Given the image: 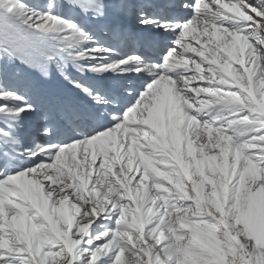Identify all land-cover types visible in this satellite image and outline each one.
<instances>
[{
    "label": "snow or ice",
    "instance_id": "6c2138e0",
    "mask_svg": "<svg viewBox=\"0 0 264 264\" xmlns=\"http://www.w3.org/2000/svg\"><path fill=\"white\" fill-rule=\"evenodd\" d=\"M0 264H264V0H0Z\"/></svg>",
    "mask_w": 264,
    "mask_h": 264
},
{
    "label": "rangeland",
    "instance_id": "374dc122",
    "mask_svg": "<svg viewBox=\"0 0 264 264\" xmlns=\"http://www.w3.org/2000/svg\"><path fill=\"white\" fill-rule=\"evenodd\" d=\"M70 87V86H69Z\"/></svg>",
    "mask_w": 264,
    "mask_h": 264
}]
</instances>
